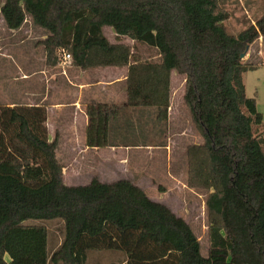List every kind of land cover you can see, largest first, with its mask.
I'll return each instance as SVG.
<instances>
[{
    "label": "trees",
    "instance_id": "16d2710c",
    "mask_svg": "<svg viewBox=\"0 0 264 264\" xmlns=\"http://www.w3.org/2000/svg\"><path fill=\"white\" fill-rule=\"evenodd\" d=\"M0 14L10 30L29 15L45 31L48 65L67 53L83 69L126 67L124 103L86 105L89 147L110 145V122L126 107H154L166 125L170 73L184 75L202 138L186 147V184L206 191L208 239L203 256L190 225L126 178L67 185L45 109L0 106V264H88L95 253L103 264L107 254L113 264H264L262 115L243 83L256 62L241 58L264 36V13L235 34L220 0H0ZM103 26L155 47L161 61L129 62L128 45ZM28 219L60 221V240Z\"/></svg>",
    "mask_w": 264,
    "mask_h": 264
},
{
    "label": "rangeland",
    "instance_id": "374dc122",
    "mask_svg": "<svg viewBox=\"0 0 264 264\" xmlns=\"http://www.w3.org/2000/svg\"><path fill=\"white\" fill-rule=\"evenodd\" d=\"M220 1L230 13V17L223 23L226 30L231 34L239 32L248 24H254L264 13V0ZM106 28L112 34H115L110 27ZM107 29L104 32L108 35ZM43 33H45L44 30L34 25L28 15H26L25 20L16 30L8 29L0 15V81L3 79V84L0 83V85L4 89L5 99L11 100L13 91L15 92L17 89L15 81L16 77H18L17 73L24 70L27 71L31 64L29 57L33 55V58H37L42 53V50L35 48L37 45H41L39 42ZM121 36L123 38L120 40V43L128 45L134 57L145 60L152 57V53L156 52L155 49L148 48L145 44H142L144 43L142 41L130 39L125 35ZM260 50L262 51L261 59L264 60V36H259L253 42L250 51L247 50L243 59L252 62L258 61L260 58L256 54ZM248 51L249 59H245ZM184 78L178 73L173 79L172 89L175 98H178L180 92L184 89ZM19 80L23 79L20 77ZM243 83L246 96L255 99L256 109L262 115L261 130L264 134V64L259 62L257 65L248 68L243 74ZM28 88L29 86L25 82L20 83L21 93L28 94ZM126 108L128 109H124L120 113L118 121H116L121 126L115 129L113 133L114 136L112 139L115 140L114 145H120L122 147L130 145V148L137 145L144 153L143 156L145 159L141 161L134 159L133 162L131 161L125 166L123 172L130 170L133 181L140 183L142 186L140 188L150 199L161 201L174 214L182 217L184 220L186 219L187 221H185L187 223L189 222L188 224L199 240L200 252L203 256H206L208 246L205 208L206 191L187 186V160L185 155L186 147L190 144L201 143L202 138L191 120L187 107L181 113L183 116L179 117L178 121H174L175 126L170 134L167 133V121L165 125L163 122L159 123V119L157 120L155 117L153 119L149 118L148 115H144L138 118V115L134 114V110H140L141 108H147L153 112L154 110L156 112V108L149 106ZM134 117L138 120L136 123L133 122ZM133 126L135 128L138 126L141 133L137 134L134 129L132 130ZM150 127H153L152 134L149 132ZM162 127L164 130L166 128L165 135H160V132H163ZM166 142H169L171 146L168 152L167 150L160 149ZM148 146L158 149L152 152L148 151L145 154ZM150 156H154V158L151 160ZM81 168L78 177L79 181L84 183L91 176L85 173L86 170L83 167ZM124 175L120 174V176ZM25 222L48 226L50 233L48 239L51 240L52 244H56L60 240L62 229L60 221H54L52 219H28ZM49 247L50 244L48 242ZM95 254V257L93 256V259L88 264H96L99 253ZM110 256L112 257L108 259L106 264H113L114 255L110 254ZM115 256H117V253Z\"/></svg>",
    "mask_w": 264,
    "mask_h": 264
},
{
    "label": "crops",
    "instance_id": "0c3cea01",
    "mask_svg": "<svg viewBox=\"0 0 264 264\" xmlns=\"http://www.w3.org/2000/svg\"><path fill=\"white\" fill-rule=\"evenodd\" d=\"M106 27L108 26L102 27V32L105 37L112 43H120V40L123 38V36L116 35V33L112 34V32H110V30H108ZM105 29L108 30V35L105 34ZM45 35L46 33H43L40 40L43 39ZM252 44L248 48L249 51ZM145 45L148 48L156 50V52L152 53V57L143 60L142 58L132 56V51H130L129 62L159 63L161 61V56L158 50L155 47L149 46L147 44ZM35 49L42 50V53L39 54L37 58H33V55L30 56L29 62L31 64L27 71L24 70L20 71V73H17L18 77L15 79L17 89L15 92L13 91L11 100L5 99L6 96L3 92L4 89L0 85V106H40L45 109V126L47 129L48 139H53L57 133L58 141L55 155L63 166V180L67 185L73 186L88 184L90 180L95 177L99 181H114L119 178H126L137 186L142 187L139 182L133 181L132 172L130 170H127L126 172H123V170L125 169V166L131 161L133 162L134 159L136 161L144 160V153L137 145V147L133 146V148H130V145H125L124 147L120 145H114L115 140L112 139L115 129L121 126L116 122L118 121L120 115L110 122L108 135L110 145L89 147L85 144V128L87 123V116L85 113L86 105L88 103L97 102L108 104L124 103L126 99V67L90 66L83 69L72 64H58L53 66L45 63V55L42 45H37ZM249 51L245 59H249ZM256 56L260 59H258L254 65H257L259 62L264 64V60L261 59V50L258 51ZM177 75L178 73H176L175 70H172L170 73L171 95L167 113L168 134L171 133L173 127L175 126L174 121H178L179 117L183 116V114H181L183 109H186L183 101L184 89L180 92L178 98H175L172 89L173 79ZM179 75L184 77L182 74ZM20 77L23 80H19ZM2 81H0V83L3 84ZM24 82L29 86L28 94L21 93L20 83ZM134 114H137L138 118L148 115L149 118L154 119L155 117V119H157L155 110L153 112L147 108L134 110ZM136 121L138 120H136L134 117L133 122L136 123ZM159 123L162 122L159 121ZM133 129L135 132H137V134L141 133L138 126L136 128L133 126L132 130ZM162 130L163 132H160V135H165L166 128L164 130L162 127ZM152 131L153 127H150V134H152ZM262 135L264 136L263 132ZM168 143L166 142L165 145L161 146L160 149L167 150L168 152L171 147L170 143ZM156 149L158 148L148 146L145 154L148 153V151L152 152ZM262 150L264 152V146ZM153 158L154 156H150L151 160ZM81 167L86 170V174L91 176V178L84 183H81L78 177V174L82 169ZM120 174L125 175L120 176ZM107 257L112 256L107 254ZM101 260L102 259L98 258L96 264H103Z\"/></svg>",
    "mask_w": 264,
    "mask_h": 264
},
{
    "label": "built area",
    "instance_id": "2783aa9c",
    "mask_svg": "<svg viewBox=\"0 0 264 264\" xmlns=\"http://www.w3.org/2000/svg\"><path fill=\"white\" fill-rule=\"evenodd\" d=\"M61 65L70 64V55L67 53L62 54V60L60 62Z\"/></svg>",
    "mask_w": 264,
    "mask_h": 264
},
{
    "label": "water",
    "instance_id": "95a60500",
    "mask_svg": "<svg viewBox=\"0 0 264 264\" xmlns=\"http://www.w3.org/2000/svg\"><path fill=\"white\" fill-rule=\"evenodd\" d=\"M245 56V53H241V58H243Z\"/></svg>",
    "mask_w": 264,
    "mask_h": 264
}]
</instances>
